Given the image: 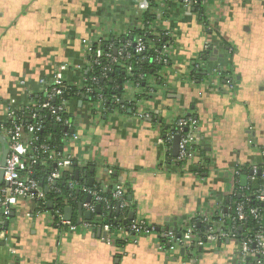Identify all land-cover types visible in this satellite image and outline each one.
I'll use <instances>...</instances> for the list:
<instances>
[{
    "label": "crops",
    "instance_id": "crops-1",
    "mask_svg": "<svg viewBox=\"0 0 264 264\" xmlns=\"http://www.w3.org/2000/svg\"><path fill=\"white\" fill-rule=\"evenodd\" d=\"M141 2L0 0V108L9 103L22 110L41 94L42 80L61 75L79 93L67 105L69 136L62 148L79 163L77 191H130L133 207L120 222L133 221L134 212L135 221L153 228L119 246L124 236L107 241L79 213L80 204L67 206L70 223L76 222L71 231L58 228L50 212L34 215V203L20 200L5 223L0 264H253L234 241L170 250L161 235L182 232L203 215L215 220L220 208L229 213L226 202L237 183L248 188L250 177L263 173L264 0H209L207 23L184 0H163L154 26L164 37L167 63L148 79V89L122 85L113 109L92 103L85 93L90 51L138 28L148 9ZM189 117L199 121L202 152L178 169L173 141L165 151L158 140ZM2 156L0 142V163Z\"/></svg>",
    "mask_w": 264,
    "mask_h": 264
},
{
    "label": "built area",
    "instance_id": "built-area-1",
    "mask_svg": "<svg viewBox=\"0 0 264 264\" xmlns=\"http://www.w3.org/2000/svg\"><path fill=\"white\" fill-rule=\"evenodd\" d=\"M209 0H202L201 4L204 6ZM142 7H149L147 0H142ZM185 7L188 11H191L192 2L190 0H184ZM155 25V24H154ZM152 25L147 28L142 23L139 25V29L144 33L143 37H147L148 34H153L155 26ZM208 27V24H207ZM143 37H135L134 40L125 41L118 38L110 44H103V41L97 44L94 49L90 51V72H94L95 67L100 66L101 59H107L110 61V66H104L102 77L104 80H108L110 73L113 72V66L120 65L122 62L129 59V64L126 67L127 73L132 77V49L135 55H141L146 52L149 42L145 41ZM103 47L106 50H103ZM133 47V48H132ZM152 48V45H150ZM166 51L165 46L156 51L154 61L158 64H166L167 58L164 54ZM112 52V53H111ZM145 59V58H142ZM139 61V60H138ZM142 79V78H141ZM137 79L135 85L127 84L136 87H140V80ZM97 77H92L91 81L96 83ZM42 97L38 101H31L22 110L23 113L19 114L21 110L13 109L12 105L7 103L0 108V135L4 136L7 140L8 153L5 160V165L2 168L3 179L2 186L0 187V240L6 238L8 232L5 230V223L11 217L15 206L20 200H27L34 203L35 212L34 215L40 216L48 212L45 210V206L49 205L47 202L46 193L41 187L38 180L35 179L32 167L33 165H45L48 161H53L54 170L49 174L47 181V188L57 183L62 178L63 173L68 172L72 174L78 161L73 155L64 154L63 152H57L50 144L40 143L38 132L42 129L41 123L38 121L40 109L48 108L51 116L54 117L55 122L59 125H67L66 119L63 115L67 113V96L72 94V87L67 84L59 74H54L52 80L41 81ZM93 91L92 85H88L85 89V93L90 94ZM79 93L74 92V96ZM59 100L58 106H52L51 101ZM101 102V101H100ZM115 102H119V99L115 97ZM99 104V103H98ZM27 116L29 123L25 124L22 118ZM175 135L181 137L179 146V155L176 159L178 163H184L191 160L196 154V148L201 146V132L199 121L189 117L181 118L176 126V131L169 135L167 139H159L158 144L165 147V151H170L172 141ZM73 138L77 140L76 135ZM66 144V140H65ZM196 147V148H195ZM196 150V151H195ZM1 170V166H0ZM240 172L235 171V176L239 177ZM257 173H254L250 179L255 180ZM76 187V182L70 184ZM84 194H87L91 198L90 201L82 203L83 208L93 214L98 205L108 204V198L102 193L101 190L90 189L87 187L81 188ZM236 192H233V195ZM254 196L264 204V188L260 187L254 191ZM112 197L120 201L119 208L123 209L128 206V202L125 200V190L121 187H117L112 191ZM58 222L56 223L58 228L68 227L71 231L76 229V226L64 219V215L60 210L56 211ZM28 218L33 217L32 214L27 215ZM198 220L201 224L206 226V232L201 233L196 227V220L185 227L182 232L174 230H165L161 235L163 239L162 246L164 249H174L176 246L191 248L201 247L205 242L218 244L224 241H234L239 243L241 247V254L246 261H250L253 264H264V213L257 208H251L246 210L245 203H238L235 205V211L233 216H226L223 213V208H220L216 213L215 220H212L208 215H203ZM254 219L258 225V230L252 231L248 228L249 220ZM230 219L233 222V227L225 228L226 220ZM237 226L245 227V235L239 238ZM95 227V225H93ZM108 237L107 241H113L114 231L110 225H99ZM153 232L145 221H131V224L127 229H120L119 233L124 236L122 239L125 243L133 238L141 235H149Z\"/></svg>",
    "mask_w": 264,
    "mask_h": 264
},
{
    "label": "trees",
    "instance_id": "trees-1",
    "mask_svg": "<svg viewBox=\"0 0 264 264\" xmlns=\"http://www.w3.org/2000/svg\"><path fill=\"white\" fill-rule=\"evenodd\" d=\"M149 2L148 9L142 14L141 16V23L143 25H146L147 28H150L158 19V12L161 10V2L163 0H147ZM192 2V10L194 13L198 14L199 18L202 21H205L207 23V18L205 14V8L201 4L202 0H190ZM153 34H148L147 37H143L144 33L139 29V27L135 28L131 31L130 35L126 37L125 41H132L135 39V37H143L145 41L149 42L150 45H152V48H150V45L147 47V50L145 53L141 55H135L134 51L132 49V55H133V62H132V77H130L127 73V66L129 64V59L122 62L119 66L115 65L113 66V72L110 73V77L108 80H104L102 77L103 73V67L104 66H110V61L107 59L102 58L100 66H96L94 72H90L88 76V83L92 85L93 91L88 94L90 99L89 101L92 103H97L99 101L104 102L107 104L108 108H112L115 106L116 103L115 97L119 96L120 93V87L124 84L129 83L135 85L137 83V79L140 80V87H143V89H148V79L155 76L160 72V70L163 68L164 64L158 65L157 62L154 61L156 51L161 50L165 46V40L164 37L159 34V31L156 29L153 30ZM110 41V40H109ZM114 41V40H113ZM112 42V41H111ZM103 44H109L107 41H103ZM133 48V47H132ZM103 50L105 51L106 48L103 47ZM112 53V52H111ZM145 58V59H142ZM139 60V61H138ZM92 77H97L98 80L96 83H93L91 81ZM72 94L67 96V101L69 102L74 97V92H78L76 89L72 88ZM36 97V96H34ZM42 97L41 94L33 99V101H38ZM140 98L141 96H136ZM50 104L52 106H58L60 104L59 100L51 101ZM129 106V105H128ZM124 110V108H123ZM126 110H128L126 108ZM39 111V118L38 121L41 123L42 129L38 132V137L40 138V143H48L50 144L57 152H62V148L64 147L65 139L69 136L68 131L66 130V125H59L55 122V119L48 111V108L37 110ZM23 110L20 111L19 114H22ZM63 118L66 119V121H69L70 115L65 113L63 115ZM27 116H24L22 118V121L25 124H28L30 121ZM68 124V123H67ZM196 148V147H195ZM197 150V151H196ZM196 153H201L202 148L201 146L196 148ZM169 154V160L168 163L171 161L173 162V158ZM184 163H178L175 162L176 168L180 169L184 166ZM77 168V166H76ZM75 168V169H76ZM33 174L36 180H38L41 184V187L44 189L48 185L47 178L49 174L54 170V164L53 161H48L45 165H33L32 167ZM263 173L257 174L255 177V180L252 181L253 183L248 186V188H243L240 182L236 185L235 194L230 197L229 202H226V204H229L230 209L229 213L225 211V208H223V213L226 216L234 214L235 211V205L238 203H245L246 204V210H250L251 208H257L264 213V204L261 203L255 196L254 191L257 190L260 187L264 188V169L262 171ZM244 173L249 174L250 171H244ZM71 182L75 181V171H73L72 174H68V172L63 173L62 178L57 181V183L51 186L48 191H45L47 202H52L53 207L52 209H49L48 205L45 206V210H48V212L51 213L54 224L58 222V217L56 216V211L60 210L62 213H64L65 208L68 205H72L73 207H77L80 203H84L87 201L88 196L87 194H84L81 190L78 192L76 187L71 186ZM96 190H101L100 188H93ZM102 191V190H101ZM112 190L110 191H102V193L108 198L109 202L108 204H102L101 206V212L97 213L96 211L91 214L92 222L91 225H110L114 233H118L120 229H127L131 222L124 225L122 222H120V218L122 214L128 213L130 209L133 207L132 204H129V196L130 191L125 193V200L128 202V206L124 209H121L120 212H118V207L120 204V201L115 200L112 197ZM100 216V217H99ZM98 218H102V222L95 223ZM73 224H76L75 221L72 222ZM262 225L264 226V222H262ZM204 226V225H203ZM202 225L199 226L196 223V227L199 232L205 233L206 232V226L203 227ZM233 227V222L228 219L225 223V228H231ZM248 228L252 231L258 230V225L254 219L251 218L248 222ZM237 231L239 234V238H242L245 235L246 228L237 226ZM162 239V238H161ZM163 240V239H162ZM119 246L124 244L125 242L121 239H117L116 241ZM164 242V241H163Z\"/></svg>",
    "mask_w": 264,
    "mask_h": 264
},
{
    "label": "water",
    "instance_id": "water-1",
    "mask_svg": "<svg viewBox=\"0 0 264 264\" xmlns=\"http://www.w3.org/2000/svg\"><path fill=\"white\" fill-rule=\"evenodd\" d=\"M180 141H181V137L179 135H176L175 138H174V140H173V145H172V155H173V157H177L179 155ZM0 142H1L2 146H3V156H2V161L0 163V166H1L0 174H1V177L3 179V171H2V168L5 165V160H6V156H7V153H8V147H7V140L2 135H0ZM76 175H77V177H79V172L78 171L76 172ZM244 178L245 177H243V180H244ZM45 191H48V188L47 187L45 188ZM90 200H91V198L88 197L87 201H90ZM48 207H49V209H52L53 203L52 202H49ZM79 209H80V212H79L80 214H85V218L88 219V220H91V213L88 212V211L84 212L82 203H80ZM72 212H73V209L72 208L66 207V209H65V216H64V219L66 221H68V222L71 221V219H72ZM100 212H101V206L98 205L97 206V213H100ZM134 215H135V213L132 212L130 214V216H129V219L130 220H134ZM125 224H127V221L125 222ZM174 231H177V230L174 229Z\"/></svg>",
    "mask_w": 264,
    "mask_h": 264
}]
</instances>
